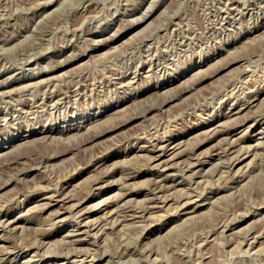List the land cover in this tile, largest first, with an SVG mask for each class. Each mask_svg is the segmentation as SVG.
Instances as JSON below:
<instances>
[{"label":"rangeland","instance_id":"1","mask_svg":"<svg viewBox=\"0 0 264 264\" xmlns=\"http://www.w3.org/2000/svg\"><path fill=\"white\" fill-rule=\"evenodd\" d=\"M261 128L264 0H0V264H264Z\"/></svg>","mask_w":264,"mask_h":264},{"label":"bare ground","instance_id":"2","mask_svg":"<svg viewBox=\"0 0 264 264\" xmlns=\"http://www.w3.org/2000/svg\"><path fill=\"white\" fill-rule=\"evenodd\" d=\"M243 4V3H242ZM3 6V5H2ZM244 7V6H243ZM43 17V16H42ZM146 17V16H145ZM135 19V18H134ZM143 19V18H142ZM179 26V25H178ZM126 29V28H125ZM172 31V30H171ZM83 33V32H82ZM117 33V32H116ZM4 34V33H3ZM80 34V33H79ZM259 39V38H258ZM261 39H262V37H261ZM253 41V40H252ZM251 41V42H252ZM255 41H257L256 39H255ZM106 45V44H105ZM5 47V46H4ZM11 47V46H10ZM114 47V46H113ZM172 47V46H171ZM174 47V46H173ZM247 47V46H246ZM36 49V48H35ZM149 49V48H148ZM159 50V49H158ZM33 51V50H32ZM22 53V52H21ZM20 53V54H21ZM31 53H33V52H31ZM147 53V52H146ZM23 54V53H22ZM26 54V53H25ZM28 54V53H27ZM29 55V54H28ZM23 56V55H22ZM22 59V58H21ZM82 64V63H81ZM69 66V65H68ZM135 67V66H134ZM247 70H248V68H247ZM3 71V70H2ZM67 73V72H66ZM63 74V73H62ZM120 74V73H119ZM135 75V74H134ZM2 77V76H1ZM6 78V77H5ZM41 81H43V80H41ZM37 82V81H36ZM55 82V81H54ZM119 82V81H118ZM129 82V81H128ZM33 83V82H32ZM56 83V82H55ZM127 84V83H126ZM29 85H31V84H29ZM38 85V84H37ZM42 85V84H41ZM164 85V84H163ZM232 85V84H231ZM27 86V85H26ZM26 86H25V88L24 89H26ZM32 86V85H31ZM93 86V85H92ZM120 86V85H119ZM190 86V85H189ZM230 86V85H229ZM28 87H30V86H28ZM122 87V86H121ZM232 87V86H231ZM234 87V86H233ZM35 88V87H34ZM39 88V87H38ZM227 88V87H226ZM31 89V88H30ZM59 89V88H58ZM14 90V89H13ZM23 90V89H22ZM41 90V89H40ZM11 91V90H10ZM19 91V90H18ZM27 91V90H26ZM44 91V90H43ZM252 91V90H251ZM254 91V90H253ZM4 92V91H3ZM9 92V91H8ZM7 92V93H8ZM32 92V91H31ZM36 92V91H35ZM34 92V93H35ZM40 92V91H39ZM63 92V91H62ZM224 92V91H223ZM44 93V92H43ZM49 93V92H48ZM64 93V92H63ZM220 93V92H219ZM237 93V92H236ZM4 95V94H3ZM33 95V94H32ZM68 95V94H67ZM83 95V94H82ZM183 95V94H182ZM229 95V94H228ZM231 95V94H230ZM242 95V94H241ZM37 96V95H36ZM84 96V95H83ZM29 97H32V96H29ZM184 97V96H183ZM61 98V97H60ZM59 98V99H60ZM237 98V97H236ZM240 98V97H239ZM15 99V98H14ZM32 99V98H31ZM225 99V98H224ZM221 100V99H220ZM237 100H239V99H237ZM56 101V100H55ZM234 102V101H233ZM232 102V103H233ZM53 104V103H52ZM15 105V104H14ZM29 105V104H28ZM136 106V105H135ZM29 107V106H28ZM137 108V107H136ZM21 109V108H20ZM167 109V108H166ZM165 109V110H166ZM234 110V109H233ZM241 109H239L237 112H235V113H233L234 115L236 114V113H240L241 111H240ZM23 111V110H22ZM167 111V110H166ZM25 112V111H24ZM129 113V112H128ZM10 114V113H9ZM18 115H20V114H18ZM122 115V114H121ZM129 115V114H128ZM134 115H136V114H134ZM147 116V115H146ZM151 116V115H150ZM173 116V115H172ZM236 116V115H235ZM17 117V116H16ZM107 117V116H106ZM116 117V116H115ZM154 119H155V117H154ZM160 119V118H159ZM229 119V118H228ZM107 120V119H106ZM151 120V119H150ZM167 120V119H166ZM103 121H104V119H103ZM102 121V122H103ZM154 121V120H153ZM168 121V120H167ZM219 121V120H218ZM156 122V121H155ZM154 122V123H155ZM222 122V121H221ZM97 123V122H96ZM165 123V122H164ZM225 123V122H224ZM79 125V124H78ZM162 126V125H161ZM91 128V127H90ZM87 129V128H86ZM167 129V128H166ZM77 130V129H76ZM85 130V129H84ZM163 130V129H162ZM223 130V129H222ZM20 131V130H19ZM144 131V130H143ZM147 131V130H146ZM213 131H215L216 133H220V132H222V131H219V130H213ZM134 132V131H133ZM138 133H139V131H137ZM142 132V131H141ZM234 132V131H233ZM76 133V132H75ZM160 133V132H159ZM225 133L226 134H230V132L228 131V130H225ZM130 134V133H129ZM135 134V133H134ZM146 134V133H145ZM123 135V134H122ZM131 135V134H130ZM139 135V134H138ZM144 135V134H143ZM256 136H258V135H261V137L262 138H264V128L262 129L261 128V130L260 131H258V132H256V134H255ZM61 136V135H60ZM116 136V135H115ZM150 136V135H149ZM79 137V136H78ZM114 137V136H113ZM123 137V136H122ZM124 138V137H123ZM126 138V137H125ZM26 139V138H25ZM65 139V138H64ZM67 139V138H66ZM258 141V140H257ZM121 142V141H120ZM263 142V141H262ZM78 143V142H77ZM117 143V142H116ZM12 144V143H11ZM112 144V143H111ZM80 145V144H79ZM69 146V145H68ZM161 146H163V145H161ZM166 147L167 146H165L164 148V150H161V149H163L162 147L160 148V147H158V148H160V151L161 152H159V154H156L155 153V155H154V157H151L150 158V160H151V162L153 161V162H155V166L154 167H158L160 164H161V159H162V157H163V155H165V152H166ZM179 147V145H176V146H174L173 147V149L175 150V148H178ZM101 148V147H100ZM156 148V147H155ZM157 148V149H158ZM2 151V150H1ZM152 151H153V149H152ZM102 152H104V151H102ZM158 152V151H157ZM168 152V151H167ZM83 154V153H82ZM97 154H98V152H97ZM171 155V158H173L176 154L174 153V151L172 152V153H170ZM99 155V154H98ZM153 155V154H152ZM193 156V155H192ZM195 156V155H194ZM94 157V156H93ZM171 158H169V159H171ZM231 158V157H230ZM153 159V160H152ZM229 159V158H228ZM196 160V162H198L197 160L198 159H195ZM163 161V160H162ZM165 161V160H164ZM208 161V160H207ZM228 161V160H227ZM226 161V162H227ZM4 162V161H3ZM214 163V162H213ZM201 164V163H200ZM198 167V166H197ZM122 168V167H121ZM203 171V170H202ZM113 176V175H112ZM121 177V176H120ZM119 177V178H120ZM111 178V177H110ZM113 178V177H112ZM136 181V180H135ZM158 181H162L163 182V185L162 184H160V185H162V186H165V184H168V183H166V179H163V180H158ZM159 183V182H158ZM162 186H160V187H162ZM167 186V185H166ZM165 186V187H166ZM173 186V185H172ZM158 187H159V185H158ZM176 187V186H175ZM168 188V187H167ZM165 189V190H168L169 188H170V186H169V188L168 189ZM159 189H161V188H159ZM56 190V189H55ZM162 190V189H161ZM164 190V189H163ZM14 193V192H13ZM50 194V193H49ZM187 197V196H186ZM56 198V197H55ZM56 200V199H55ZM171 201V200H170ZM60 202H62L63 204L64 203H67L68 202V200H67V198H64V199H61L60 200ZM70 203V202H69ZM55 209V208H54ZM142 216V215H141ZM134 216L133 215H130V218H133ZM140 217V216H139ZM79 218V217H78ZM137 218V217H136ZM80 219V218H79ZM60 220V219H59ZM80 221V220H79ZM7 222V221H6ZM78 222V221H77ZM77 222H76V225L74 226V228H73V230L72 231H70L69 233H68V235L70 236V234H71V232H74L73 234H71V235H79L80 234V230L82 229V227H88V225H89V222H88V219L87 220H82L81 219V222H79L78 224H77ZM2 223H4L3 222V220L1 221V219H0V226H2V225H4V224H2ZM90 223H92V222H90ZM93 223H94V221H93ZM186 223V222H185ZM18 224H20L19 223V220H13V221H9V222H7V224H5L6 226V228H8V229H11V230H19L21 227H18L19 225ZM38 224V223H37ZM94 225H97V223H94ZM32 226V225H31ZM93 226V225H92ZM95 227V226H94ZM5 228V229H6ZM91 229L93 228V227H90ZM223 229H224V227H223ZM85 230V229H84ZM86 231V230H85ZM84 231V232H85ZM108 231V230H107ZM248 231V230H247ZM81 232H83V231H81ZM143 232V231H142ZM76 233H78V234H76ZM92 233V232H91ZM205 233V232H204ZM241 233V232H240ZM248 234V233H247ZM16 235V234H15ZM68 236V237H69ZM246 236V235H245ZM18 238V237H17ZM255 238V237H254ZM253 239V238H252ZM257 239V238H256ZM18 241V240H17ZM51 241V240H50ZM81 241V240H80ZM251 241V240H250ZM59 243V242H58ZM33 245V244H32ZM248 247V246H247ZM141 249V248H140ZM256 249V248H255ZM251 250V249H250ZM102 252V251H101ZM100 254H102V253H100ZM134 255V254H133ZM91 257V256H90ZM129 257H130V254H129ZM133 257V256H132ZM143 257V256H142ZM147 257V256H146ZM34 258V257H33ZM133 260H134V258H133ZM135 261V260H134ZM123 262H124V260H123ZM241 262V261H240ZM138 263V262H137ZM139 264V263H138Z\"/></svg>","mask_w":264,"mask_h":264}]
</instances>
